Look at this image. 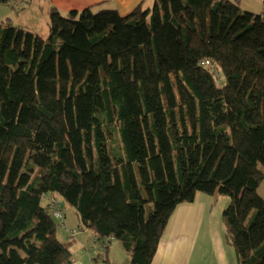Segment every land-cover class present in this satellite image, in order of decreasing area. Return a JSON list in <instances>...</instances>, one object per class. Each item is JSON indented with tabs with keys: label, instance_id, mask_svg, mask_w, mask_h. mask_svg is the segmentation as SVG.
<instances>
[{
	"label": "trees",
	"instance_id": "16d2710c",
	"mask_svg": "<svg viewBox=\"0 0 264 264\" xmlns=\"http://www.w3.org/2000/svg\"><path fill=\"white\" fill-rule=\"evenodd\" d=\"M240 3L53 7L46 38L0 23V264H72L57 196L102 244L96 260L113 239L125 264H152L200 193L232 198L227 244L264 264V18Z\"/></svg>",
	"mask_w": 264,
	"mask_h": 264
},
{
	"label": "crops",
	"instance_id": "0c3cea01",
	"mask_svg": "<svg viewBox=\"0 0 264 264\" xmlns=\"http://www.w3.org/2000/svg\"><path fill=\"white\" fill-rule=\"evenodd\" d=\"M242 1L246 0H240L241 3ZM31 3L19 8H17L19 2L0 4V23L8 20L11 26L17 28H36L40 20L49 19V11L53 7L63 15L94 7L97 11L115 9L122 17H125L140 6L152 8L155 0H37V4L28 6ZM247 3L252 4V8L247 9L248 12L262 15L263 0H248ZM206 202L201 194H198L194 202L183 203L176 208L152 264H191L194 253L197 255L195 264H237L235 252L227 244L225 230H220L222 236L215 241L216 244H213L214 234L208 227L209 221L206 222L208 211ZM64 215V238L60 240L58 237V239L62 243L73 241L72 264H103V261L96 260L101 254L102 244L97 242L95 235L89 229L82 228L81 223L78 225V230L69 228L65 212ZM202 225H204L203 229L200 228ZM179 226L182 230L178 229ZM169 227H171L170 231H168ZM70 232H74V235L71 236ZM176 233L180 238L178 242L163 244L167 234ZM115 242L116 240L111 239L108 243L109 254L106 264H125L129 258L126 253H123L124 251L115 248L118 244ZM199 242L201 244L192 246ZM195 246H197L196 251L191 249Z\"/></svg>",
	"mask_w": 264,
	"mask_h": 264
},
{
	"label": "rangeland",
	"instance_id": "374dc122",
	"mask_svg": "<svg viewBox=\"0 0 264 264\" xmlns=\"http://www.w3.org/2000/svg\"><path fill=\"white\" fill-rule=\"evenodd\" d=\"M235 1V0H231ZM248 0H246L245 2L242 1V3H240V8L242 11L247 12L249 8H252V4L251 3H247ZM264 3V0H263ZM37 4V0H33L32 3L28 6ZM261 15V14H260ZM262 16L264 18V11L262 12ZM48 24H49V19L46 20H40L37 27L36 28H26V31H29L31 33L37 34L43 38H46L48 36ZM260 168L262 170H264V167L260 165ZM259 194L260 196L264 199V182L261 184L260 188H259ZM201 194V193H200ZM201 197L207 201V213H206V222L209 221L208 227L209 229L213 232L214 234V242L213 244H216L217 239L221 238L222 233L220 232V230L222 231L225 230V222H224V211L230 206L231 202H232V198L229 196H220L218 194L216 195H207V194H201ZM61 206H62V210H64L63 212H65V214L68 217V227L69 228H73L75 230H78V225L80 224V219H79V215L77 214V211L74 207L70 206L61 196H57ZM50 202L49 198L45 197L42 200V206L44 208L48 207V203ZM57 224H58V237L60 240H62L63 234H64V230H63V221H59L56 220ZM201 229L204 228V225H202L200 227ZM171 227L168 228V231H170ZM179 230H182L181 227H178ZM218 232V233H217ZM169 233V232H168ZM180 240L179 235L176 234H167V236L165 237V240L163 241V244L165 245L166 243H176ZM115 243H118L117 246L115 247L116 249H120L119 251H124L123 248L121 247L120 243L118 241H116ZM196 244H201L199 243H194L192 246L196 245ZM191 246V247H192ZM196 247H193L191 249H193L194 251H196ZM125 253V252H123ZM196 253H194L193 255V259H192V263L191 264H195L196 262Z\"/></svg>",
	"mask_w": 264,
	"mask_h": 264
},
{
	"label": "built area",
	"instance_id": "2783aa9c",
	"mask_svg": "<svg viewBox=\"0 0 264 264\" xmlns=\"http://www.w3.org/2000/svg\"><path fill=\"white\" fill-rule=\"evenodd\" d=\"M30 1H32V0H19V1H18V2H19V5L17 6V8L22 7V6H24V5H27ZM201 65H202V66H207V67H209L211 70H214V66L210 63V61H204V62L201 63ZM53 215H54L55 217H57V218H62V217H63V215L61 214V212L58 211V210H55V211L53 212ZM70 234H71V236H73V235H74V232H72V233H70Z\"/></svg>",
	"mask_w": 264,
	"mask_h": 264
}]
</instances>
